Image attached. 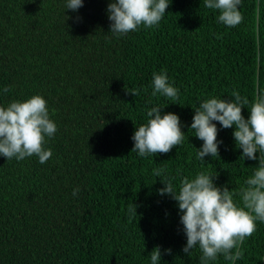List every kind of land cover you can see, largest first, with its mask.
Masks as SVG:
<instances>
[{"label":"trees","instance_id":"obj_1","mask_svg":"<svg viewBox=\"0 0 264 264\" xmlns=\"http://www.w3.org/2000/svg\"><path fill=\"white\" fill-rule=\"evenodd\" d=\"M67 2L0 0V107L40 95L57 126L45 138L47 162L0 156V264H151L156 246L160 264H200L198 246L182 251L178 203L159 194L160 179L178 191L184 177L218 175L214 183L243 207L238 193L258 160L240 157L235 128L215 121L219 156L198 159L203 141L190 125L206 99L232 102L238 92L249 100L247 118L264 93V0H241L234 27L203 0H169L158 26L119 37L110 32L111 0H83L75 12ZM162 70L178 90L174 101L152 95V74ZM152 107L177 114L185 136L167 154L141 157L132 136ZM238 247L241 258L220 254L209 264H264V222Z\"/></svg>","mask_w":264,"mask_h":264},{"label":"clouds","instance_id":"obj_2","mask_svg":"<svg viewBox=\"0 0 264 264\" xmlns=\"http://www.w3.org/2000/svg\"><path fill=\"white\" fill-rule=\"evenodd\" d=\"M208 9L219 10L218 20L228 27L240 24L243 17L239 11L241 0H203ZM169 0H111L107 7L111 21L110 32L120 35L136 31L138 27L158 26ZM83 6V0H68L66 9L77 11ZM69 19V17H68ZM79 19V17L77 18ZM152 95L160 94L173 101L178 98V90L169 83L165 71L152 74ZM10 89L4 88L7 93ZM134 96L139 90L129 91ZM235 100L230 102L212 97L204 100L194 109L190 129L203 141L197 149V158L219 156L217 140L218 128L215 122L227 129L234 127L233 137L236 147L242 149L240 157L258 160V165L238 193L243 207L234 202V193L227 185L217 186L214 178L204 172L195 178H182L179 190L167 177L160 179L165 187L158 190L160 195L169 194L178 203L181 213L180 223L186 236V245L182 251L191 255L197 246L202 252L200 264H209L222 254L226 260L241 258L239 245L256 230V221L264 222V93L256 95L250 105L247 118L242 114L244 105L249 104L246 97L238 92L232 94ZM166 107V106H164ZM164 107H152L147 112V122L136 128L131 151L139 156L167 154L184 140L185 132L177 114L162 113ZM57 131L56 124L50 119L46 100L40 95L21 102L12 101L6 108L0 107V156L8 160H23L37 156L40 163L47 162L52 156L51 149H45V138H52ZM259 153V156H257ZM165 170L153 169L156 177H161ZM80 189L73 190V196ZM138 205L131 203L129 213L137 215ZM233 249H236L233 253ZM171 254V249H165ZM151 264H160L161 248L156 246L149 253Z\"/></svg>","mask_w":264,"mask_h":264}]
</instances>
